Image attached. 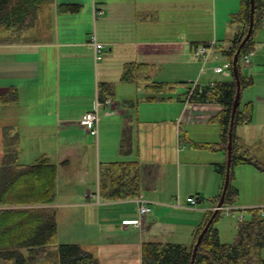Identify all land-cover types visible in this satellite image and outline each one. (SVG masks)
<instances>
[{
	"label": "crops",
	"instance_id": "obj_1",
	"mask_svg": "<svg viewBox=\"0 0 264 264\" xmlns=\"http://www.w3.org/2000/svg\"><path fill=\"white\" fill-rule=\"evenodd\" d=\"M240 8L241 0H48L20 41L6 43L8 33L0 29V97L14 93L8 103L0 102V165L6 133L16 137L19 164L45 157L57 165L55 202L28 207L54 210L60 243H81L100 264H142L147 240L192 244L206 212L221 197L225 175L220 167L228 157L224 150L193 146V141H220L214 117L224 106L190 101L188 83L232 80L227 74L215 77L221 65L215 61H227L222 51L244 27L232 22ZM94 36L104 44L101 60ZM213 42L208 62L216 66L201 73L205 65L196 49ZM253 43L254 54L242 70L251 84L240 101L242 110L252 104L253 114L236 125L235 134L238 144L264 157V24ZM130 62L148 64L149 79L122 82ZM102 83L116 85L115 95L103 102ZM158 85L162 89L156 92ZM123 101L133 104L122 106ZM98 102L97 139L81 119ZM128 124L132 149L125 153L120 146ZM116 161L139 163V197L101 196V171ZM247 166L237 167L235 183L238 170L248 171ZM234 186L238 209L264 206V186ZM191 196L197 205L188 202ZM141 201L152 208L144 216L138 210ZM78 212L92 213L85 215L84 231L73 226L80 221ZM216 227L221 238L224 226Z\"/></svg>",
	"mask_w": 264,
	"mask_h": 264
},
{
	"label": "trees",
	"instance_id": "obj_2",
	"mask_svg": "<svg viewBox=\"0 0 264 264\" xmlns=\"http://www.w3.org/2000/svg\"><path fill=\"white\" fill-rule=\"evenodd\" d=\"M48 0H0V29L8 34L6 43L18 42L24 33L35 26L41 6ZM65 7V6H64ZM66 7L73 8L69 4ZM251 17V0H241L240 10L232 15V22L243 24L242 30L235 36L231 48L223 50L231 63L232 80L202 84L199 81L189 90V100L193 102H216L224 109L214 117L220 125V141L199 143L193 141L196 148L224 150L228 157L229 129L233 105L237 93V82L233 72V57L246 36ZM254 32L242 48L239 59V75L243 88L251 80L243 76L245 54L254 49L253 36L257 28L264 24V0H255ZM209 43H206L208 45ZM204 45V44H203ZM198 46V45H197ZM149 65L130 62L126 64L122 82H140L149 79ZM115 83H102L99 89L101 102L108 96L115 95ZM162 85L156 86V92ZM14 93L1 95L0 102L8 103ZM150 100L153 97L149 98ZM130 101H123L128 107ZM253 105L245 110L239 106L233 134V166L251 164L264 172V161L253 154L248 147L237 143L236 125L250 121ZM6 151L0 165V264H33L47 260L52 264H100V260L81 243H60L58 241V222L54 210L31 208L35 204H52L56 199V179L58 167L42 158L32 164H19L16 137L6 133ZM122 152L132 149V131L126 125L120 146ZM228 160V159H227ZM226 164L220 171L226 177ZM140 166L138 162H111L101 171L100 194L105 199H128L141 195ZM239 191L230 183L224 206L234 205ZM217 206V204L215 205ZM249 218L239 222L238 235L232 242H223L215 223L224 209L219 210L213 224L205 234L194 264H264V206L245 208ZM215 209L206 212L202 223L197 228L190 246L172 242L147 240L142 247V264H190L194 245Z\"/></svg>",
	"mask_w": 264,
	"mask_h": 264
},
{
	"label": "rangeland",
	"instance_id": "obj_3",
	"mask_svg": "<svg viewBox=\"0 0 264 264\" xmlns=\"http://www.w3.org/2000/svg\"><path fill=\"white\" fill-rule=\"evenodd\" d=\"M202 61H203L205 66L202 65V68L200 69L201 73H202V71H205V70L206 71H208V70L209 71H213V68L216 65L215 66L213 65V66L210 67L209 66L210 62L207 61L208 62L207 63L203 59H202ZM225 61H220V59H219L218 61L216 60L215 62L217 64L223 65ZM177 62H179V60H177ZM225 74L232 75V71H228L227 73L226 72L220 73L218 75H215V77H217V79H218V78H221L222 76H224ZM194 80H195V78L189 80L190 82L188 84L193 86L194 82H197V80H195V81ZM240 104H241V102H240ZM191 131H192V129H191ZM0 147H1V141H0ZM98 153H99V150L95 148V150L93 152V156H94V159H96V160L98 159ZM260 157L261 156H259V158ZM260 159L264 161V157H261ZM242 165H249V166H247L248 168H246V169H248V171H241L239 169L238 171H240V179H239L238 183H235V181H236L235 172L238 169L237 167L238 166H242ZM233 175H234V177H233V179H231V182H232L233 186L234 185H238V184L241 185V186L248 185V184H257V185H260V186H264V172L259 171L255 166H253L251 164H239V165L233 166ZM262 201H264V199H262ZM230 206H232V208H235L234 211H232L231 216L228 215L225 211H223L221 216L219 217V219L215 223L216 226H218V225L224 226V230H222L223 232H222V235H221V240L223 242H232V241H234V239L238 235V229H239L240 220L242 218H247V219L249 218V213L246 210H244L245 208L244 209H238L235 205H230ZM253 207H256V206H253ZM246 208H248V207H246ZM241 211H244V214L241 213ZM86 214H91L92 215V213H80V212H78V219L80 221H76V223L73 224V226H75L77 230H82V231L86 230V228L84 226V224H86V222L84 221ZM94 233H95V231L92 232V234H94ZM33 264H52V263L47 261V260H44V261H40V262H35Z\"/></svg>",
	"mask_w": 264,
	"mask_h": 264
},
{
	"label": "water",
	"instance_id": "obj_4",
	"mask_svg": "<svg viewBox=\"0 0 264 264\" xmlns=\"http://www.w3.org/2000/svg\"><path fill=\"white\" fill-rule=\"evenodd\" d=\"M254 14H255V0H251V17H250L249 29H248L246 36L241 41V43H240V45H239V47H238V49H237V51L233 57V72H234V76H235V79L237 82V93H236V97H235V101H234V105H233V111H232V117H231V122H230V129H229L228 160H227L225 183H224V187H223V190L221 193V197L218 201L217 206L215 207V211H214L213 215L210 217L206 226L203 228V230L201 231V233L199 234V236L197 238V241L194 245L192 260H191L190 264H194L199 246H200L205 234L209 230L210 226L213 224L217 214L219 213V210H221L224 207L227 191H228V188H229L230 183H231V169H232V155H233V134H234V126H235V117H236L237 110L240 106L241 94H242V84H241V79H240V75H239V59H240V54H241L242 48L245 46V44L248 42V40L251 38V36L254 32V22H255Z\"/></svg>",
	"mask_w": 264,
	"mask_h": 264
},
{
	"label": "built area",
	"instance_id": "obj_5",
	"mask_svg": "<svg viewBox=\"0 0 264 264\" xmlns=\"http://www.w3.org/2000/svg\"><path fill=\"white\" fill-rule=\"evenodd\" d=\"M92 44L95 49V56L97 60H101L104 56L103 49H104V44L98 41L96 36L92 38ZM215 47L214 42L209 43L208 45H199L196 49V53L199 57H201L205 62H207L210 59L211 53L213 48ZM254 54V50L248 51L245 56V62L250 63L251 57ZM231 63L229 60H227L223 65L215 67V72L216 73H224L231 70ZM198 82V81H197ZM197 82H194L193 87L197 84ZM190 96V94H189ZM112 101L110 99L107 100L106 103L110 104ZM101 103L98 102V105L96 109L92 111H88L87 113L84 114V116L81 119V124L84 126V128L94 137L98 139L99 137V123H100V112H99V107ZM188 202L192 205H197L198 200L195 196H191L188 198ZM222 209L230 215L232 213V207H227L224 206ZM138 210L140 215L144 216L152 211V208L144 203L143 201L139 202L138 204Z\"/></svg>",
	"mask_w": 264,
	"mask_h": 264
}]
</instances>
